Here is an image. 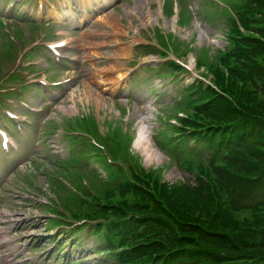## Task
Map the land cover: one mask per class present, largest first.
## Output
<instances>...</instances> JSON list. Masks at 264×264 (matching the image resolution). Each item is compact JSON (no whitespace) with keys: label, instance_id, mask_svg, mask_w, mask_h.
I'll return each mask as SVG.
<instances>
[{"label":"rangeland","instance_id":"374dc122","mask_svg":"<svg viewBox=\"0 0 264 264\" xmlns=\"http://www.w3.org/2000/svg\"><path fill=\"white\" fill-rule=\"evenodd\" d=\"M179 1L181 10L185 8L187 15L180 27L176 26L174 16L161 15L160 8L162 9L163 0H118V4L106 9L93 7L85 12L82 11V14L79 13L81 6L76 4V2L80 3L79 1L0 0V13L8 14L7 19H11L8 24H13L17 29L16 37L19 38L20 34L24 33L25 40L20 43L21 52L27 48L43 45L47 41L54 42L61 39L68 41L64 52L66 59L61 63L62 66L54 62L49 52L38 49L31 56L32 59L23 60V62L19 61V54L15 55L11 62L13 52L8 62H5V69L1 71L2 73L0 72L1 82L6 79L4 73L7 68L15 71L31 66V74L27 77L19 71L18 74L23 79L9 82V91L3 93H16L17 96L1 104L0 113L4 114L6 110H11L21 115L22 117L18 116L15 121L17 125L27 120L20 110L19 102L27 101L37 108L39 113L38 116L33 117L29 126L31 128L21 132L13 129V143L18 146L13 145V149L10 148V155L0 150V211H8L9 214L19 212L27 218L18 223L14 237L22 242L32 239L34 251L28 255L29 262L13 261L8 257V261H2L0 264H46L50 259L55 241L50 244L48 240L41 238L44 235V228L40 224L37 208L28 205L19 209L15 202L21 193L33 194L39 189L53 198L54 194L49 189L50 184L46 182L45 174H42V168L51 170L56 166L57 169L60 167L62 172V164L58 165L54 157L69 155L68 143L60 139V135L63 134V124L70 123L67 118L86 115L90 119L94 118L107 139L111 137L108 128H114L117 125L119 136L124 133L127 137H131L133 142L130 151L138 164L145 169L159 171L163 179L170 183L190 179L187 172L179 166L178 159L189 156L191 153L203 157L198 153L199 149L193 146L189 148L194 149V152L187 148L168 149L161 143L164 137L171 135L167 127L174 126V114L178 116L184 114L180 110L183 106L177 105L182 96L180 88L187 87L203 72V69L198 68L195 62L204 57L206 50L209 51V57L212 60L218 49L225 48L228 43L229 23L226 17L217 14L222 7L218 4L220 0ZM16 3H18L17 9L25 19L13 20L11 12ZM205 9L210 13L205 12ZM34 16L40 25L49 22L50 19H55L56 22L51 20L54 24H45L44 27L47 30H41L38 26L36 28L32 26L36 24L32 20ZM43 18L45 20H42ZM69 20L72 21L69 22ZM69 23L72 26H69ZM13 26L3 25L2 30L12 34ZM32 29L36 30L32 31ZM40 31L46 34H41ZM94 33L98 38L96 41H91V35ZM159 33L163 35L159 37ZM168 34H173L175 38L170 39ZM164 35L168 37V40L163 39ZM148 42L150 49L136 47ZM172 47L174 51L177 50L176 53L172 52ZM187 47L189 52L184 55ZM170 60L187 66L189 72L160 78L158 74L165 70V63ZM161 63L163 64L160 65ZM38 75L42 76L41 80L46 79L49 82L63 81L66 78L72 80L66 85L65 90L61 91L62 97H58L60 91H52L46 87H43L42 91L32 88L24 93L22 84L27 81L31 83L33 78H38ZM120 75L121 79H119ZM6 83H3L5 87ZM78 96H81L84 101H78ZM74 103L76 109L73 108ZM50 121H55L57 126L62 127L54 130L48 138L45 137L44 143H40L39 138ZM63 121L65 122L62 123ZM71 127L66 125L63 128L69 132L67 130ZM142 129L147 130V148H143L141 143L136 142L137 134ZM163 130L168 134L167 136L160 134ZM96 132H98L97 127L95 132L90 133L95 140L99 138V132ZM116 134L117 132L113 135ZM72 147L77 149L76 153L79 155L84 151L81 147H75V144H72ZM86 160L82 163L86 166L82 168L83 171L88 172L100 166L92 159ZM35 166L40 167L39 175L34 171ZM105 169L102 167L90 177H104L107 175ZM28 180H33L35 185L33 186ZM81 182L87 186L90 184V188L92 186L90 178H85ZM81 182L78 181L79 186L82 185ZM65 203L70 205L71 202L67 200ZM38 212L43 215V212L39 210ZM0 218H2L1 215ZM29 232H32L35 237H32ZM54 233L51 234L56 236ZM10 238L12 239V235ZM39 239L41 241L34 245V242ZM51 240L53 241L52 238ZM94 240V237L85 243L80 240L78 247L72 250L70 246L64 245V257L72 253V260L81 262L80 264H100V260L95 259L93 255V248L97 244ZM10 254L14 257L16 253L10 252ZM0 255H2L1 250ZM50 264H54V261L52 260Z\"/></svg>","mask_w":264,"mask_h":264},{"label":"trees","instance_id":"16d2710c","mask_svg":"<svg viewBox=\"0 0 264 264\" xmlns=\"http://www.w3.org/2000/svg\"><path fill=\"white\" fill-rule=\"evenodd\" d=\"M224 1L228 46L197 60L212 85L181 89L187 117L174 114L180 129L167 127L180 140L160 133L165 148H199L203 157L178 159L194 181L170 183L126 148L114 155L126 171L106 165L105 180L91 177L82 195L62 186L75 219L102 221L90 235L114 264H264V0ZM165 70L184 71L172 61Z\"/></svg>","mask_w":264,"mask_h":264},{"label":"bare ground","instance_id":"6f19581e","mask_svg":"<svg viewBox=\"0 0 264 264\" xmlns=\"http://www.w3.org/2000/svg\"><path fill=\"white\" fill-rule=\"evenodd\" d=\"M88 3L90 5H92V3H97V1L96 2L95 1L94 2L93 1L92 2L88 1ZM125 35H127V33H125ZM97 38L98 37H97V35L95 33L91 35V41H96ZM100 44H98V45H100ZM121 78H122V76L120 75L119 79H121ZM86 98H88V97H86ZM79 99L81 100V98H79ZM146 134H147V130L142 129V130L139 131V133L137 134V137H136V142L137 143H141L143 148H147V146H146V144H147Z\"/></svg>","mask_w":264,"mask_h":264}]
</instances>
